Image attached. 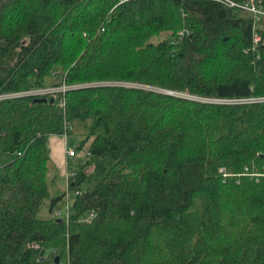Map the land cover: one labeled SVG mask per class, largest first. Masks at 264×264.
I'll use <instances>...</instances> for the list:
<instances>
[{"label":"trees","instance_id":"16d2710c","mask_svg":"<svg viewBox=\"0 0 264 264\" xmlns=\"http://www.w3.org/2000/svg\"><path fill=\"white\" fill-rule=\"evenodd\" d=\"M238 9L0 0V264H264V15Z\"/></svg>","mask_w":264,"mask_h":264},{"label":"rangeland","instance_id":"374dc122","mask_svg":"<svg viewBox=\"0 0 264 264\" xmlns=\"http://www.w3.org/2000/svg\"><path fill=\"white\" fill-rule=\"evenodd\" d=\"M238 13L239 15L242 16H251L250 12L240 8L238 9ZM58 79L59 76H56V78L46 77V85H49L52 81H56ZM76 140L77 139L74 135L69 134V136L67 137V142L72 147H76V144H74ZM47 147H48L49 158L51 161L50 163L53 166L52 174L53 175L55 174L58 177V179H55L54 182L50 180V178L48 179L49 189L51 196H56L65 190V182H64L65 144L63 137L58 134H50L47 137ZM86 151H87V145H84L83 147L78 149V157L74 158L73 162L81 161ZM9 160H10V155L7 154L4 148L2 147L0 149V166L7 163ZM50 177H51V173H50ZM64 203H65L64 200L61 199V201L58 202L56 206V210H60L62 215H64L65 213ZM48 206H49V199H46L45 203L42 205L39 216L48 217L50 215ZM58 264H68V257L66 251L62 252V256L60 257Z\"/></svg>","mask_w":264,"mask_h":264},{"label":"built area","instance_id":"2783aa9c","mask_svg":"<svg viewBox=\"0 0 264 264\" xmlns=\"http://www.w3.org/2000/svg\"><path fill=\"white\" fill-rule=\"evenodd\" d=\"M220 2L224 3L225 5L229 6V7H237L240 9H244L246 11L251 12L254 17L256 19H258V17L260 15H264V11L259 8L255 3L254 0H248L246 2H237L235 0H219ZM255 40H258V38L256 37ZM58 90L61 91H65L66 87L63 85L59 88H57ZM56 90L55 88H48V89H44L41 90L39 92H51ZM217 102H223L224 100H216ZM228 101V100H226ZM231 101V100H230ZM62 104H64V101H62ZM68 128V126H67ZM61 136L64 139V144H65V156H64V162L66 164L68 157L70 156H75L77 154V150L75 147H71L69 146L68 142H67V137H68V131L65 129L64 132L61 134ZM72 174H74L72 171L69 170H65L64 171V178H65V195H64V200H65V208L68 209V207L70 206L71 203V199H70V193H69V177L72 176Z\"/></svg>","mask_w":264,"mask_h":264},{"label":"water","instance_id":"95a60500","mask_svg":"<svg viewBox=\"0 0 264 264\" xmlns=\"http://www.w3.org/2000/svg\"><path fill=\"white\" fill-rule=\"evenodd\" d=\"M169 92H170V91H169ZM46 99H47V98H44V97H43V98H37V100H46ZM49 101H50V102H53V101H54V98H53V97H50V98H49ZM56 262H58V257H56Z\"/></svg>","mask_w":264,"mask_h":264},{"label":"crops","instance_id":"0c3cea01","mask_svg":"<svg viewBox=\"0 0 264 264\" xmlns=\"http://www.w3.org/2000/svg\"><path fill=\"white\" fill-rule=\"evenodd\" d=\"M65 156V155H64Z\"/></svg>","mask_w":264,"mask_h":264}]
</instances>
